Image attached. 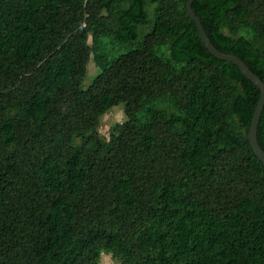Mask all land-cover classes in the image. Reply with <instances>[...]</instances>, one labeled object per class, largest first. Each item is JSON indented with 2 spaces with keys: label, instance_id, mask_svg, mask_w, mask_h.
Here are the masks:
<instances>
[{
  "label": "trees",
  "instance_id": "trees-1",
  "mask_svg": "<svg viewBox=\"0 0 264 264\" xmlns=\"http://www.w3.org/2000/svg\"><path fill=\"white\" fill-rule=\"evenodd\" d=\"M186 1L0 0V264H264L260 92ZM192 8L264 81V0Z\"/></svg>",
  "mask_w": 264,
  "mask_h": 264
},
{
  "label": "water",
  "instance_id": "water-1",
  "mask_svg": "<svg viewBox=\"0 0 264 264\" xmlns=\"http://www.w3.org/2000/svg\"><path fill=\"white\" fill-rule=\"evenodd\" d=\"M193 1L194 0L186 1V9L189 16L193 19L196 28L199 32V35L202 39V42L205 45V47L208 49V51L218 59L228 60L231 61L233 64L237 65L240 71L242 72V74L259 89L260 96L257 105L255 107L253 118L250 124L249 132H248V140L250 142L252 150L264 164V150L260 146L257 136L259 121L264 109V81L249 68V66L242 58L232 53H225L223 51H220L214 46V44L211 42L206 30L204 29L201 23L200 16L197 15L194 9L192 8Z\"/></svg>",
  "mask_w": 264,
  "mask_h": 264
},
{
  "label": "rangeland",
  "instance_id": "rangeland-1",
  "mask_svg": "<svg viewBox=\"0 0 264 264\" xmlns=\"http://www.w3.org/2000/svg\"><path fill=\"white\" fill-rule=\"evenodd\" d=\"M144 28V27H143ZM98 69L91 59L88 64L87 76L84 80V85L87 86L93 79V76L97 74ZM125 111L123 105H118L110 109L101 119L99 131L105 138L109 137L111 127L116 123H120L125 120ZM101 264H121L117 259L112 257L110 253H103L101 257Z\"/></svg>",
  "mask_w": 264,
  "mask_h": 264
}]
</instances>
